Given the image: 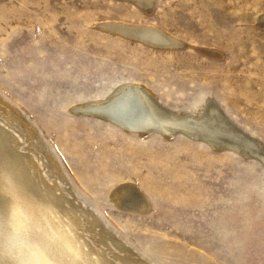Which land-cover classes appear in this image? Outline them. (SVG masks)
<instances>
[{"label": "rangeland", "instance_id": "374dc122", "mask_svg": "<svg viewBox=\"0 0 264 264\" xmlns=\"http://www.w3.org/2000/svg\"><path fill=\"white\" fill-rule=\"evenodd\" d=\"M139 7L131 0H0V112L17 114L24 123L9 127L22 137L30 131L33 143L42 140L57 156L63 173L37 148L48 179L66 194L71 186L82 202L84 224L95 211L157 264H264L260 159L183 133L128 131L74 107L115 81L138 80L178 112L214 97L264 144V0ZM108 21L156 26L181 44L154 47L107 29ZM125 181L146 193L148 210L113 198ZM110 241L113 258L121 252Z\"/></svg>", "mask_w": 264, "mask_h": 264}, {"label": "bare ground", "instance_id": "6f19581e", "mask_svg": "<svg viewBox=\"0 0 264 264\" xmlns=\"http://www.w3.org/2000/svg\"><path fill=\"white\" fill-rule=\"evenodd\" d=\"M131 1L146 11L152 10L157 2ZM104 27L138 37L154 47L181 44L175 36L156 26L108 21ZM76 106L108 117L128 131L140 134L154 131L168 137L183 133L218 148H231L256 157L264 164V144L253 132L238 126L212 96L204 97L197 110L178 112L163 104L145 83L122 80L115 81L107 93L84 99ZM14 119L24 123L17 114L0 112V191L7 195V203L0 195V253H4L5 260L12 264H157L137 254L122 235L118 237L107 228L95 211L88 212L89 222L84 224L82 202L79 204L74 198L69 183L65 182L71 188L66 194L57 179H48L39 154L47 153L63 173L57 156L47 150L42 140L33 143L30 131L22 137L11 129L9 124ZM23 141L29 146L26 151L20 146ZM113 198L120 206L125 204L132 210L146 211L150 206L146 193L131 181L119 185ZM91 235L100 238L101 246L93 242ZM108 240H113L110 243L113 252H121L113 258L108 254L111 252H108Z\"/></svg>", "mask_w": 264, "mask_h": 264}, {"label": "water", "instance_id": "95a60500", "mask_svg": "<svg viewBox=\"0 0 264 264\" xmlns=\"http://www.w3.org/2000/svg\"><path fill=\"white\" fill-rule=\"evenodd\" d=\"M0 195L4 198V202L7 203V197H6L7 195L5 196L3 191H0ZM0 262H1V264H12L11 261L5 260L4 253L3 254L0 253Z\"/></svg>", "mask_w": 264, "mask_h": 264}]
</instances>
